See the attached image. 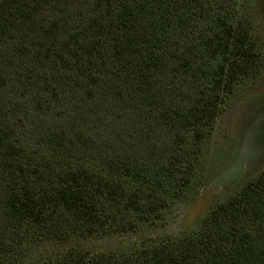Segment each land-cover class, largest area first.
<instances>
[{
	"label": "trees",
	"instance_id": "trees-1",
	"mask_svg": "<svg viewBox=\"0 0 264 264\" xmlns=\"http://www.w3.org/2000/svg\"><path fill=\"white\" fill-rule=\"evenodd\" d=\"M247 3L0 0V264H264V171L190 236L92 247L158 224L202 171L264 62Z\"/></svg>",
	"mask_w": 264,
	"mask_h": 264
},
{
	"label": "rangeland",
	"instance_id": "rangeland-1",
	"mask_svg": "<svg viewBox=\"0 0 264 264\" xmlns=\"http://www.w3.org/2000/svg\"><path fill=\"white\" fill-rule=\"evenodd\" d=\"M247 3L245 11L261 24L262 3ZM258 67V66H257ZM260 67V68H259ZM258 71L240 82L224 104L211 135L206 139L204 167L190 188L175 199L158 224L136 233L96 242L93 250L137 249L150 239H180L196 232L203 218L220 201L236 193L264 171V62ZM248 82V84H247Z\"/></svg>",
	"mask_w": 264,
	"mask_h": 264
},
{
	"label": "flooded vegetation",
	"instance_id": "flooded-vegetation-1",
	"mask_svg": "<svg viewBox=\"0 0 264 264\" xmlns=\"http://www.w3.org/2000/svg\"><path fill=\"white\" fill-rule=\"evenodd\" d=\"M258 2H261L262 3V7H261V10H262V12H261V15H262V17H261V29H262V31L264 32V0H258Z\"/></svg>",
	"mask_w": 264,
	"mask_h": 264
}]
</instances>
